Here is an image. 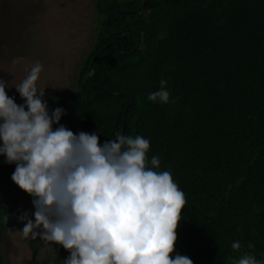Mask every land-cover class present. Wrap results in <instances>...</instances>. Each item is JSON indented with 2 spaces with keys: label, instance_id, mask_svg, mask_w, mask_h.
Masks as SVG:
<instances>
[{
  "label": "trees",
  "instance_id": "trees-1",
  "mask_svg": "<svg viewBox=\"0 0 264 264\" xmlns=\"http://www.w3.org/2000/svg\"><path fill=\"white\" fill-rule=\"evenodd\" d=\"M160 4L181 9L159 14L149 35ZM96 13V37L70 105L73 119L101 145L123 125L121 134L150 141L149 162L158 156L155 170L170 171L186 199L173 258L233 264L248 253L264 262V0H96ZM137 31L139 46L128 53ZM107 43L84 79L85 97L90 87L93 96L86 102L79 83ZM161 79L170 94L166 104L148 99ZM19 190L0 173V264L6 232L20 221ZM234 241L239 250L231 248ZM53 248L58 259L70 255L62 245Z\"/></svg>",
  "mask_w": 264,
  "mask_h": 264
},
{
  "label": "clouds",
  "instance_id": "clouds-1",
  "mask_svg": "<svg viewBox=\"0 0 264 264\" xmlns=\"http://www.w3.org/2000/svg\"><path fill=\"white\" fill-rule=\"evenodd\" d=\"M26 71L14 85L22 105L0 79V154L15 163L11 179L35 207L34 220L28 213L18 217L26 221L21 238L62 245L70 253L64 264H193L187 256H172L186 199L170 171L155 170L159 157L149 162L150 141L117 132L101 145L95 133L76 134L63 125L53 130L65 110L49 114L45 88L36 83L42 65ZM160 85L148 99L166 104L167 81ZM231 248L239 250L241 243ZM233 264L264 262L245 253Z\"/></svg>",
  "mask_w": 264,
  "mask_h": 264
},
{
  "label": "rangeland",
  "instance_id": "rangeland-1",
  "mask_svg": "<svg viewBox=\"0 0 264 264\" xmlns=\"http://www.w3.org/2000/svg\"><path fill=\"white\" fill-rule=\"evenodd\" d=\"M180 9L160 4L147 24L149 35L157 31L156 18L159 14H175ZM96 27V0H0V79L8 83L5 89L8 96L18 99V105L24 104L14 85L26 77V69L30 70L39 62L42 71L37 87L45 88V93L63 92L67 95L68 105L69 97L77 90L79 68L94 44ZM152 43L154 45V41ZM42 100L51 114L44 96ZM68 115L65 112L67 121ZM59 124L53 125L57 127ZM15 167V163H6L5 156L0 154V173L6 180L12 181ZM32 200L33 197L25 191L18 192L14 198L18 216L28 213L34 220V213L29 209L30 205L34 206ZM24 223L26 221H19L6 232L1 245L4 264H26L28 260V238L22 239L18 232ZM41 242L40 258L46 253L54 255L51 243Z\"/></svg>",
  "mask_w": 264,
  "mask_h": 264
},
{
  "label": "flooded vegetation",
  "instance_id": "flooded-vegetation-1",
  "mask_svg": "<svg viewBox=\"0 0 264 264\" xmlns=\"http://www.w3.org/2000/svg\"><path fill=\"white\" fill-rule=\"evenodd\" d=\"M77 80V79H76ZM84 90V89H83ZM80 93V92H79ZM76 96V92L75 94L72 96V97H69L68 99V105L67 102H66V98H67V95H64L63 92H46L44 94V98L45 100L49 103L50 105V113L53 111L54 108H57V107H60L62 109L65 110L66 113H68L69 115V120L67 121V117H65V114H63L61 116V119H60V125H63L65 126L68 130H71L73 131L74 133L78 134L79 132L83 131V132H86L83 128V125L79 122V121H76L73 119L71 113H70V105H71V102L73 100V98ZM90 96V95H89ZM82 97V96H81ZM83 98V97H82ZM89 97H85L84 95V100L85 99H88ZM131 98V97H130ZM86 101V100H85ZM87 102V101H86ZM125 114V113H124ZM125 116V115H124ZM56 125V124H55ZM53 125V130H55L56 128H58L59 126H55ZM124 130V125L121 129V133L123 132ZM86 133H89V132H86ZM90 134V133H89ZM112 140H115L116 137H113L111 138ZM110 139V140H111ZM21 190V189H20ZM20 190L18 192H20ZM18 194V193H17ZM16 194V196H17ZM15 196V197H16ZM31 200V198H30ZM29 209L34 213L35 212V207L34 206H31L29 207ZM29 210V211H30ZM17 225V224H16ZM42 242L41 240L39 239V237L36 239V240H33L31 239V237H29L27 239V249H28V252H29V256H28V260L26 262V264H64V260L66 258H62V259H58V253L57 251L53 248V243H51L52 245V252H54V255H48L45 250V253L46 255L43 257V258H40V249L42 247ZM32 245H36L37 247L33 248ZM48 252H50V250H48Z\"/></svg>",
  "mask_w": 264,
  "mask_h": 264
},
{
  "label": "water",
  "instance_id": "water-1",
  "mask_svg": "<svg viewBox=\"0 0 264 264\" xmlns=\"http://www.w3.org/2000/svg\"><path fill=\"white\" fill-rule=\"evenodd\" d=\"M147 1V0H145ZM145 3V2H144ZM144 3H142L139 7H138V10H140ZM110 14H111V10H109L106 14V18H105V29H108V24H109V18H110ZM113 33H116V31H112ZM118 32H122V30H119ZM138 32V36H137V39H136V44L134 46V48L129 51L128 53H132L138 46H139V42H140V33L139 31ZM111 43L115 44L118 48V50H120L119 48V45H118V42L116 40H112ZM108 43L105 44L100 50H98L97 52L94 53V55L91 57L90 61H89V64H88V67L86 69V72L84 73L83 77H82V80L80 81L79 83V92H80V95L84 98V90H83V84H84V79L85 77L87 76L88 72L90 71L91 67H92V64L95 60V58L99 55L100 52H102L106 47H107ZM89 92H90V96L88 99H85L87 102H91L93 100V96H92V93H91V87L89 88ZM133 100V97L130 98V101L129 103Z\"/></svg>",
  "mask_w": 264,
  "mask_h": 264
}]
</instances>
